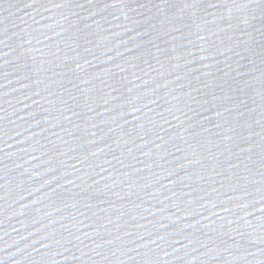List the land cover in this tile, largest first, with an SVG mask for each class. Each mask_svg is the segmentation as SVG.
Masks as SVG:
<instances>
[{
    "label": "water",
    "instance_id": "1",
    "mask_svg": "<svg viewBox=\"0 0 264 264\" xmlns=\"http://www.w3.org/2000/svg\"><path fill=\"white\" fill-rule=\"evenodd\" d=\"M0 264H264V0H0Z\"/></svg>",
    "mask_w": 264,
    "mask_h": 264
}]
</instances>
